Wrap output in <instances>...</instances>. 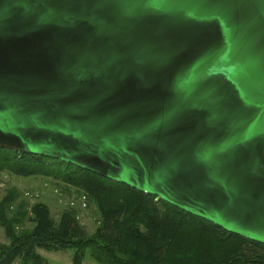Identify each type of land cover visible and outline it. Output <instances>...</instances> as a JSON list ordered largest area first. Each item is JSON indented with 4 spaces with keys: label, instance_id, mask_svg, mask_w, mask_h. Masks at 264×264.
Listing matches in <instances>:
<instances>
[{
    "label": "water",
    "instance_id": "water-1",
    "mask_svg": "<svg viewBox=\"0 0 264 264\" xmlns=\"http://www.w3.org/2000/svg\"><path fill=\"white\" fill-rule=\"evenodd\" d=\"M0 147L264 244V0H0Z\"/></svg>",
    "mask_w": 264,
    "mask_h": 264
},
{
    "label": "trees",
    "instance_id": "trees-1",
    "mask_svg": "<svg viewBox=\"0 0 264 264\" xmlns=\"http://www.w3.org/2000/svg\"><path fill=\"white\" fill-rule=\"evenodd\" d=\"M0 171L61 181L100 212L98 228L89 234L75 207L56 222L43 203L30 213L26 203L14 207L17 193L11 192L0 201V226L9 239L0 242V264H48L40 250H71V264H84L88 250L98 264H264V244L72 163L0 147ZM26 220L35 226L26 228Z\"/></svg>",
    "mask_w": 264,
    "mask_h": 264
},
{
    "label": "rangeland",
    "instance_id": "rangeland-1",
    "mask_svg": "<svg viewBox=\"0 0 264 264\" xmlns=\"http://www.w3.org/2000/svg\"><path fill=\"white\" fill-rule=\"evenodd\" d=\"M11 192H16L14 207L21 203H26L27 211L36 203H43L50 208L52 217L59 222L61 214L67 210L71 201H76L74 206L78 211V218L89 234H93L98 228L100 212L97 205L90 201L88 207L82 209L79 199L82 191L70 186H66L61 181L44 176L23 177L11 174L8 171H0V201L4 200ZM12 210L11 212H14ZM35 225L26 220L25 227L32 229ZM41 253L46 251L41 250ZM66 253V252H65ZM59 253V254H65ZM73 254V251H69ZM90 250L86 252V259L90 258ZM50 262H55V258L48 255ZM93 261V260H92ZM51 263V264H52ZM94 264H96L93 261Z\"/></svg>",
    "mask_w": 264,
    "mask_h": 264
},
{
    "label": "crops",
    "instance_id": "crops-1",
    "mask_svg": "<svg viewBox=\"0 0 264 264\" xmlns=\"http://www.w3.org/2000/svg\"><path fill=\"white\" fill-rule=\"evenodd\" d=\"M0 242L1 243H3V244H8L9 243V239H8V237L6 236V234H5V231H4V229L0 226ZM41 251V250H40ZM39 251V252H40ZM44 251V250H43ZM69 251H71V250H67V251H59V252H48V251H46V252H44V253H41L40 252V254L44 257V258H46L47 259V261H48V264H51L52 263V261L50 262V260H49V258H48V255H50L52 258H55V259H53V260H55V262L54 263H52V264H71V262H72V257H73V254L72 253H69ZM66 252V253H65ZM59 253H65V254H59ZM90 258H91V255H90ZM93 259L91 258V259H89V260H87L86 258H85V261H84V264H94L93 263V261H92ZM95 262V261H94ZM96 263V262H95ZM15 264H19V262H16ZM96 264H98V263H96Z\"/></svg>",
    "mask_w": 264,
    "mask_h": 264
},
{
    "label": "built area",
    "instance_id": "built-area-1",
    "mask_svg": "<svg viewBox=\"0 0 264 264\" xmlns=\"http://www.w3.org/2000/svg\"><path fill=\"white\" fill-rule=\"evenodd\" d=\"M88 197L85 194H82L80 199H79V203L82 209H85L88 207ZM70 206L74 207L76 206V201H71L70 202Z\"/></svg>",
    "mask_w": 264,
    "mask_h": 264
}]
</instances>
